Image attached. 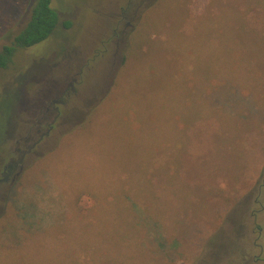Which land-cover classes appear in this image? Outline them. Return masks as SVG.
I'll use <instances>...</instances> for the list:
<instances>
[{
  "label": "rangeland",
  "instance_id": "1",
  "mask_svg": "<svg viewBox=\"0 0 264 264\" xmlns=\"http://www.w3.org/2000/svg\"><path fill=\"white\" fill-rule=\"evenodd\" d=\"M33 1L0 0V50ZM51 6L0 68V264L264 259V0Z\"/></svg>",
  "mask_w": 264,
  "mask_h": 264
},
{
  "label": "trees",
  "instance_id": "2",
  "mask_svg": "<svg viewBox=\"0 0 264 264\" xmlns=\"http://www.w3.org/2000/svg\"><path fill=\"white\" fill-rule=\"evenodd\" d=\"M59 22V13L51 6V0H34L30 16L24 27L13 37L9 44L1 48L0 68H6L10 64L17 49L30 47L49 38ZM64 25L68 26L69 22H65ZM129 49H131V45ZM258 184L259 192L264 187V170ZM254 262L264 264V259L261 256H256Z\"/></svg>",
  "mask_w": 264,
  "mask_h": 264
},
{
  "label": "flooded vegetation",
  "instance_id": "3",
  "mask_svg": "<svg viewBox=\"0 0 264 264\" xmlns=\"http://www.w3.org/2000/svg\"><path fill=\"white\" fill-rule=\"evenodd\" d=\"M125 26H127V24H125ZM116 35H119V34H115V36ZM110 42V40H108L106 43H109ZM104 51H107V48H106V45L104 44ZM100 53H102L101 51H96L95 52V55L93 56V57H95V56H99V54ZM89 63H90V61L89 60H87V62H86V65L87 66H89ZM88 68V67H87ZM82 70H80V72H81ZM73 81V83L72 84H70V85H68V87H67V89H66V91H69V90H73L74 89V83H75V80H72ZM48 100V99H47ZM61 104H63V101L62 100H60V99H54V100H52V102H50V106L54 109V110H56V112L57 113H59V107H60V105ZM54 125H53V123L51 122L50 124H49V128H52ZM3 179H0V182H6L8 179L7 178H5L4 177V172H3ZM256 202L257 203H260L259 202V200H256ZM256 216V213H253L252 214V217H255ZM259 229H257L258 230V235H260V227H258ZM259 246V245H258Z\"/></svg>",
  "mask_w": 264,
  "mask_h": 264
}]
</instances>
